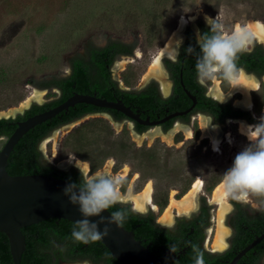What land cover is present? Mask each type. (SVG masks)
Returning a JSON list of instances; mask_svg holds the SVG:
<instances>
[{
	"label": "rangeland",
	"instance_id": "1",
	"mask_svg": "<svg viewBox=\"0 0 264 264\" xmlns=\"http://www.w3.org/2000/svg\"><path fill=\"white\" fill-rule=\"evenodd\" d=\"M180 15L196 16L194 23L183 31L184 40L187 29L192 30L197 37L200 36L199 21L209 25L208 17L213 20L217 18L225 31H231L237 22L243 24L252 19L264 22V0H0V111L17 107L34 88L45 90L43 98H46L49 89L42 87L43 82L67 74L71 60L75 56L85 54L89 44L104 46L112 39L136 42L134 52L139 49L142 53L141 58L129 62L123 70L115 69L116 62L130 56L118 57L112 67V78L122 87L125 85L131 89H142L150 82L156 81L162 92L159 79L151 77L142 83V77L152 57L176 27ZM255 44L264 46V42L254 41L246 51H251ZM167 59L168 57L163 61ZM245 72L257 77L254 73L246 70ZM263 78L264 75L259 80H264ZM165 80L170 81L167 74ZM213 80L202 82L208 94L214 85ZM219 80L223 91H229L230 86ZM162 94L165 95L163 92ZM43 98L33 102H42ZM252 98L255 114L236 105L233 98L218 101L230 102L233 107L247 111L255 119L252 123L256 124L264 117V84L260 90L253 93ZM16 114L0 118H9ZM200 115L206 116L208 120L211 117L206 113L197 112L190 116L188 123L178 120L173 124L171 129L175 128L176 123H179L181 128L174 132L172 145L163 141L160 136L152 140L147 138L138 145L133 139L135 131L131 122H117L121 124L119 128L109 116H106L107 119L89 117L90 120L84 122L88 123L80 132L74 131V128L80 125H76L68 133L63 132L65 127L61 131L56 130L59 133L56 137L58 153L55 164L47 161L43 152L42 159L45 164L64 171L72 168L81 171L74 165H59V161L64 157L74 154L82 160H87L90 167L96 164L95 170L90 174L101 170L109 158L114 159L112 171L115 173L126 163L130 166V172L124 179L121 191L127 192L131 179L135 172H138L139 177L133 190L142 189L146 181L151 179L154 188L153 199L160 210L169 202L173 188L177 190V197H181L192 182L201 176L204 188L192 213L177 217L169 226L161 223L173 229L178 220L189 218L198 210L200 199L206 197L210 200L209 196L222 179L223 172L232 165L235 155L249 143L245 136L238 133L237 125L231 122L232 118L225 119L224 123L212 119L210 125H215L221 134L231 131L234 136L233 144L224 141L219 152L212 151L209 139H203L199 143L202 132ZM187 125L193 130L191 139H186ZM79 133L82 135L81 141ZM50 145L53 148L54 142H50L48 146ZM250 199L252 201L248 204L254 203L256 208H264V196L252 195ZM214 206L217 210H212L213 215L210 216L214 230L212 237H215L216 233L218 212V208ZM149 213H153L158 220L157 213L152 210L140 214ZM208 247L211 249L210 244ZM55 257L57 264H91L88 261L62 259L59 253H56Z\"/></svg>",
	"mask_w": 264,
	"mask_h": 264
},
{
	"label": "trees",
	"instance_id": "2",
	"mask_svg": "<svg viewBox=\"0 0 264 264\" xmlns=\"http://www.w3.org/2000/svg\"><path fill=\"white\" fill-rule=\"evenodd\" d=\"M199 26L202 35L204 33L212 34L209 32L210 25L199 21ZM186 33L188 38L182 46V52L183 54L191 55L184 63H181V60L178 62L172 60L164 61L166 65L170 66L172 76L175 79L174 93L170 97H164L161 94L156 81L150 82L140 91H127L118 87L117 81L112 78L110 65L120 56H132L136 42L129 43L115 39H112L104 46L89 44L85 54L75 56L71 60L72 72L70 75L60 80L53 78L50 81L43 82L42 85L47 84L49 86L58 82L68 91L69 95L73 89L87 93H93L92 89L99 90L100 93H103L101 96H105L108 99H112L115 94L121 96L128 103L132 102L141 109H145L155 115L160 112L159 108L165 104H169L172 111H178L189 107L193 103L185 93L180 81V71L183 68L181 78L184 81V85L197 99V104L191 113L202 112L209 114L218 123H224L228 117H243L249 122H255V119L247 111H241L233 107L230 102L221 103L207 95L206 87L198 81L195 67L197 56L200 55V46L196 44V35L192 30L187 29ZM189 47L194 49L192 53L187 52ZM237 64L247 72L254 73L260 79L264 75V46L255 44L251 51L240 53ZM93 69L96 75L92 79L91 72ZM125 82L127 83L128 80L126 79ZM74 85L75 87L73 88ZM34 107L39 108L40 106L34 104ZM260 108L261 106H259ZM191 113L172 118L170 123L163 126V130L167 131L176 119L188 123ZM78 114L80 112L74 115ZM10 120V118H0V135L4 131L3 125ZM86 124L82 123L77 128H74V131L80 132ZM144 129V127H141L138 132L141 133ZM46 132L33 135L28 142L24 140V137L28 134L26 132L27 134L25 133L15 145L8 158L7 171L11 175H50L65 179L79 186L82 183V177L81 171L78 169L72 168L70 171H64L56 166L42 163V154L37 151L36 145L46 135ZM81 138L82 135L80 134L79 140ZM95 167L96 164L92 165L91 171L95 170ZM122 209L129 211L123 227L132 231L135 238L140 240L145 246H148L149 250L156 256L164 255L166 250L170 251L169 246L174 245L177 249L176 252H180V257L173 264H195L196 253L193 251V246L195 245L204 254V264H218V255H213V258H210V254L200 247L198 242L200 236H197V238L188 234L191 228L190 225H194V222L188 223L184 219L180 220L181 224L172 230L157 224L153 213L145 215L131 212L130 205L117 203L108 210L112 213ZM206 210L207 208L203 210V214ZM74 224V222L64 218H48L23 227L22 232L26 238V246L22 254L21 264H57L56 253H59V257L62 259L70 261H88L91 264H121L101 241L89 244L74 241L71 236ZM197 235H199L198 228ZM166 255L165 259L170 262L168 257L170 252ZM0 264H13L8 238L2 232H0Z\"/></svg>",
	"mask_w": 264,
	"mask_h": 264
},
{
	"label": "clouds",
	"instance_id": "3",
	"mask_svg": "<svg viewBox=\"0 0 264 264\" xmlns=\"http://www.w3.org/2000/svg\"><path fill=\"white\" fill-rule=\"evenodd\" d=\"M212 34L204 33L198 36L200 55L197 56L196 70L198 80L203 82L212 79H221L226 82L230 89L243 85L250 77L242 67L237 64L238 55L247 50L251 43L252 35L247 26H237L232 31H225L222 23L217 18H208ZM194 49L189 47L188 53ZM250 89V88H249ZM258 91L257 89H253ZM225 98V96H224ZM224 98L220 100L223 102ZM210 117L207 125L212 123ZM213 127H216L213 125ZM248 145L235 155L232 165L223 172L221 188L223 198L227 201H236L248 204L250 196H264V117L260 122L249 125L246 130ZM80 168V167H79ZM81 170L82 183L70 184L64 189V195L74 205H79V211L83 217L75 222L71 236L74 241L89 244L101 240L109 234V224L115 223L122 227L128 210L122 209L111 213V217L105 223L103 231H100L99 224L105 222L101 216L104 210L117 203L129 205L133 213H143V209L134 202L131 191L127 194L121 191L124 178L105 171H97L93 174L84 173ZM229 210H233L229 204ZM264 211V208L257 209ZM99 216V221H92L89 218ZM225 248L227 245L224 246ZM170 252L177 251L174 245H170ZM196 253L195 264H204V254L197 246H193Z\"/></svg>",
	"mask_w": 264,
	"mask_h": 264
},
{
	"label": "bare ground",
	"instance_id": "4",
	"mask_svg": "<svg viewBox=\"0 0 264 264\" xmlns=\"http://www.w3.org/2000/svg\"><path fill=\"white\" fill-rule=\"evenodd\" d=\"M195 18H196L195 15H180L178 17L176 27L172 30L168 40L165 42L164 45H162L159 48L157 53L152 57L151 61L149 62L148 68L143 74L142 83L147 82L151 77H155L159 79L158 81H160L162 84L161 86L162 92L164 94H168L170 90V82L166 80L164 81L166 72L162 64L163 59L166 57L172 58V59L176 58L177 52H178V44L183 40V31L188 25H191L194 23ZM237 26H247V28L251 32L252 40L247 48H249L250 45H252L254 41L264 42V22L262 20L252 19V20H248L247 22L243 24H241L240 22H237L233 25L232 30L236 28ZM141 56H142L141 51L137 49L136 52L133 53V56L124 57L122 60L120 59L117 60L115 69L120 68V70H123L129 62H132L136 59L138 60L139 58H141ZM248 76L250 78L244 81V84L248 86V88L244 87L243 85H240V86H236L231 89L229 87V91H223V89L220 86L219 78L214 79L213 80L214 85L210 88L209 94L212 95V97L216 98L217 100H222L225 96L223 101L228 100L229 98H233L234 103L236 105L241 106L245 110L252 111V113L255 114L254 113L255 104H254V100L252 96H253V93L256 92V90H253V89L260 90L262 88V85L264 84V80H259V78H256L255 76L251 74H248ZM45 94H46L45 90H39L37 88H34L19 103L17 107H13V108L11 107L9 108V110L0 111V116L8 117V116L16 114L17 112L23 111L24 109L28 108L33 101H38L42 99ZM238 94L241 95V97H236ZM262 112L264 113V102L262 105ZM199 119L201 121L200 125H201V131H202L199 143H201L200 141L203 139H209L208 141H209L211 150L215 152H219L221 150V146L224 141L227 143L233 144L234 136L231 133V131H228L226 134H221L220 133L221 131L217 127H213L209 125L208 127L203 128L207 125L208 119L206 118V116L204 117L203 115H200ZM231 122L237 125L238 133L245 136L246 138L247 136L245 133H246L247 127L249 125H254L252 122H249L242 118H234V119L232 118ZM74 125L75 124H70L63 130V132L64 133L70 132ZM117 126L120 128L121 124H117ZM180 126L181 125L179 123H176L175 128L167 132H162L159 129V127L151 128L149 131H146L143 134H137L136 132H134L133 139L138 143V145H141L142 142L147 138L152 140L154 137L160 136L162 137L163 141L167 142L169 145H172L174 132H177L178 129L181 128ZM185 131H186V139H191L192 134H193L192 128L188 126ZM58 133L59 131H56L52 137H48L41 144L42 152L45 154L48 161L53 164H55V161H56L55 159L58 153V150L56 147V137ZM50 142H54V147H53L52 153L48 154L47 149H48V144ZM114 163H115L114 159L109 158L105 166L101 168V170H98V171H105L113 175H119L125 179L129 175L130 166L125 163L122 169L119 172L115 173L113 172L114 170L112 171V167L114 166L113 165ZM59 165H65V166L74 165L78 168L80 167L84 173H87V174L91 173V167H90L89 162L87 160H82V158L80 159L74 154L67 155L66 158L64 157L63 160L59 161ZM138 177H139V173L135 172L133 178L130 181L127 192L125 194L131 191L135 198L134 199L135 204H138L140 208L144 210L143 212L152 210L153 212L157 213L158 222L166 224L168 226L172 225L175 222L177 217L182 216V215H189L190 213H192L193 209L197 207V199L199 197V194L203 192V188H204V181L201 176H198L192 182L189 189L181 197L180 196L177 197V190L173 188L170 192L169 202L162 210H160V207L155 203L153 199L154 188H153V182L151 179L146 181L142 189L138 191L133 190L134 185H135L134 183L138 179ZM221 180L215 185L213 189V193L210 196L211 203L216 205V207L218 208L217 220H216L217 224L215 226L216 233H215V237L213 239V245H212L215 248L214 250L224 249L225 248L224 246L227 244L226 238L229 235V228L224 223V220H225L226 215L230 211L228 207L230 204V201L226 202L223 198ZM85 264H88V263H85Z\"/></svg>",
	"mask_w": 264,
	"mask_h": 264
},
{
	"label": "flooded vegetation",
	"instance_id": "5",
	"mask_svg": "<svg viewBox=\"0 0 264 264\" xmlns=\"http://www.w3.org/2000/svg\"><path fill=\"white\" fill-rule=\"evenodd\" d=\"M199 34L202 35L200 26H199ZM184 35H185V38H184L183 42L180 44V46L178 44L177 56L174 59L171 58L172 61L178 62L179 60H181V63H184L186 61V59L191 55V54H183V52H182L183 51L182 46L186 43V40L188 38L186 32L184 33ZM196 44H199L197 36H196ZM125 56H130V55H125ZM171 59L168 58L167 60H171ZM115 61L110 65V71H112V67H113ZM164 61H163V68L167 74V77L170 80L169 81L170 82V90H169L168 94H165V95L162 94L160 88H159V90L164 97H170L174 93V87H175V83H174L175 81L174 80L175 79L172 76V71L170 69V66L168 64L166 65V63ZM69 69L70 70L68 72H66L67 74H62L60 77H58V79L60 80L63 77H66V76L71 74V72H72L71 63L69 65ZM91 73H92V79H93L94 75H96L94 72V69L92 70ZM182 75H183V68L180 71L181 84L183 81L181 78ZM199 82L202 84L201 81H199ZM183 83H184V81H183ZM42 87H44L45 89H49L47 97L43 98L42 102H33L25 110L17 112V114L13 117H9L11 120L7 124L3 125L4 131L0 135V137L4 136V138L0 139V149L4 146V144L6 143L8 138L11 136V134L15 131V129L18 127V124L20 122L28 119L29 117H31L33 115L43 113L45 111H48L50 109L57 107L58 105H60L64 101H66L69 97L73 96L74 94H89V95H94V96H97L99 98H103V99H107V100H111V101H115V100L122 101L126 106H128L132 109V111L138 116V119H132V118L126 116L125 114H123L122 112H120L116 109L98 107V106H94V105L86 104V103H76L74 106L69 107V109H67L65 111L63 110L64 112L61 111L60 113L53 116L51 119H48V120L36 125L35 127L31 128L27 132L28 134L26 133L27 135H26V137H24V140H26L28 142L29 140L32 139L33 135L40 134L41 132L47 131L46 135H44L38 141V143L36 145L37 151L42 152V150H41L42 142H44V140H46L54 132H56L57 129H59V131H61L64 127L66 128L70 124H75L73 127H75L76 125H81L82 123L90 120L89 117H91V119H96V118H104L106 116H109L110 118H112V120H113L112 122H116V124H120L117 122H122V121L131 122L133 124V129L137 134H143L144 132L148 131L152 127H159V129L162 132H167L169 129H171L173 127V124L176 121H178V119H176L173 122L172 126L167 131L163 130V126L170 123L172 118L167 119L165 121H161V120L165 119L170 113L175 112V111L171 110L169 104H165L164 106L159 108L160 112L154 115V114H152V112H148L145 109H141L140 107H138L136 104H133L132 102L128 103L121 96H117L115 94H114L112 99H108L105 96H101V94H103V93H100L99 90L92 89L93 93H87V92H80L78 90L73 89L72 93L69 95L68 91H66L62 87V85L58 84V82H55L49 86L47 84L42 85ZM74 87H75V85L73 86V88ZM118 87L122 90H127V91H140L141 90V89L126 88L125 85H124V87H122L119 84H118ZM183 89H184V87H183ZM184 91H185V89H184ZM185 93H186V91H185ZM191 94L196 98V96L193 93H191ZM207 95H209V94L207 93ZM187 96H188V94H187ZM192 102H193V100H192ZM34 104H36L40 107L35 108ZM196 104H197V99H196ZM194 107H193V109H194ZM187 108H185V109H187ZM185 109H183V110H185ZM193 109L190 112H188L187 114L191 113L193 111ZM178 111H182V110H178ZM241 111H243V110H241ZM77 112H80V114L74 115ZM198 113H200V112H198ZM191 114L193 115L195 113H191ZM71 116H73V117H71ZM84 117H87V118L81 120ZM228 118H243V117H228ZM106 119H107V117H106ZM243 119H245V118H243ZM78 121H80V122L77 124ZM76 127H78V126H76ZM141 127H144L145 129L143 132L139 133L138 129ZM192 136H193V134H192ZM52 149L53 148L51 147V145L48 146V152L51 153ZM42 163L45 164L43 162V159H42ZM68 171H70V170H68ZM209 198H210V196H209ZM250 201H252V200L250 199ZM230 202H231V207L233 210H230V212H229V214L225 220L226 224H227L226 226L229 228V231H230V234L226 238V243H227L226 248H224L222 250H214L215 248L212 246L214 238H212L213 228L211 225V217L210 216L213 215L212 210H217V209H215V206L212 205L211 201L206 199V197H203L202 199H200L198 210L196 212H194V214H192L189 218L184 219L185 222H188V223L194 222V225H190L191 228H190V232H188V234L191 235L192 237L200 236V238L197 237L200 247L210 254L209 255L210 258H213V255L214 256L218 255L219 256V259L217 262L218 264H231L233 259L238 254H241V256L238 258V260L235 262V264H264V237L262 239H260L257 243H255L254 246L249 248L246 252L242 253L243 249H245L249 244L258 240L259 237L262 234H264V211L257 210V209H261V207L259 206L260 208H256L254 203H252L250 205V204L238 203L236 201H230ZM205 208H207V210L203 214V210ZM181 221L178 220L175 224V228H173V229H176L178 227V225L181 224L180 223ZM262 221H263V223H262ZM155 222L159 225H162L160 222H158L157 219L155 220ZM206 222H207V224H206ZM162 226H164V225H162ZM197 228H198L199 235H197ZM170 229H172V228H170ZM209 244H210L211 249L208 247ZM185 249H187V248H185ZM168 252H170V251L166 250L164 252L165 253L164 255L158 256V257L162 258L168 264H173V262H175L178 259V257H180V252H175V253L170 252V256H168L170 258V262H168L165 259L167 257L166 254H168ZM184 252H186V251H184Z\"/></svg>",
	"mask_w": 264,
	"mask_h": 264
},
{
	"label": "water",
	"instance_id": "6",
	"mask_svg": "<svg viewBox=\"0 0 264 264\" xmlns=\"http://www.w3.org/2000/svg\"><path fill=\"white\" fill-rule=\"evenodd\" d=\"M182 85L188 96L193 100V104L185 110L170 113L161 121L186 115L195 106L196 98L185 88L183 81ZM76 103L116 109L132 119H138L132 109L122 101H111L89 94H74L57 107L33 115L18 124V127L0 149V232L8 238L13 264H21L22 254L26 246V238L22 232L23 227L48 218H64L74 223L83 219L79 211V205L72 204L68 196L64 195L66 186L75 183L50 175H11L7 171L8 158L15 145L26 132L51 119L61 111L69 109ZM101 216L105 218V222L99 224L100 231H103L105 223L111 217V212L108 209L104 210ZM89 219L99 221L100 217L94 216ZM108 227L110 229L109 234L99 241L107 247L112 256L121 264H168L162 258L153 254L148 246L136 239L132 231L123 226L119 227L115 223L109 224ZM263 237L264 234L243 249L242 253L254 246ZM240 256L241 254H238L231 264H235Z\"/></svg>",
	"mask_w": 264,
	"mask_h": 264
}]
</instances>
